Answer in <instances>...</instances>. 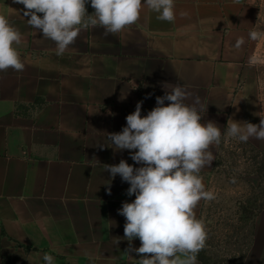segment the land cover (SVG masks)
Returning <instances> with one entry per match:
<instances>
[{"label": "crops", "instance_id": "1", "mask_svg": "<svg viewBox=\"0 0 264 264\" xmlns=\"http://www.w3.org/2000/svg\"><path fill=\"white\" fill-rule=\"evenodd\" d=\"M174 4L172 22L144 5L137 23L117 34L81 28L57 56L55 42L28 25L24 5L0 0V15L22 34L15 47L25 64L0 71V264H45L44 253L53 264H138L140 255L126 251V220L118 214L135 195L105 170L122 159L143 166L131 159L137 150H117L108 139L127 126L138 102L146 116L157 96L180 85L191 93L184 103L199 97L201 123H216L221 135L229 119L259 125L264 118L251 76L256 40L249 37L258 32L261 1ZM249 141L264 152V140ZM209 151L216 158L218 145ZM214 161L199 173L205 190ZM131 245L139 248V238ZM243 264H264V210Z\"/></svg>", "mask_w": 264, "mask_h": 264}, {"label": "clouds", "instance_id": "2", "mask_svg": "<svg viewBox=\"0 0 264 264\" xmlns=\"http://www.w3.org/2000/svg\"><path fill=\"white\" fill-rule=\"evenodd\" d=\"M24 5L27 23L42 30L44 38L56 44V55L61 56L75 42L81 28L101 26L105 34H117L140 18L146 5L157 13V19H175L174 0H90L95 10L89 15L87 0H15ZM42 14V15H40ZM262 33L251 31L249 37L258 39ZM22 42L21 32L0 15V71L9 68L23 71L25 64L15 45ZM243 43L240 39L236 46ZM166 89V84L164 85ZM191 96L180 85L156 97L157 106L141 116L143 101L126 116V127L119 133H108L117 150H137L131 159L142 167L134 168L125 160L117 165H105L115 178L118 174L130 184L127 195H135L131 203L124 202L118 214L125 217L124 239L126 250L140 255L138 264H196L198 253L204 249L208 234L204 222L197 219L195 208L203 199H215L205 190L201 170L215 159L211 145L221 142V129L212 121L201 123L196 105L184 101ZM165 101H169L165 106ZM200 110H203L202 108ZM229 137L247 142L249 138L264 140V118L259 125L229 119ZM104 147V146H100ZM110 183L108 194H111ZM139 238L141 246L133 248L131 241ZM119 244V239H117ZM45 264H53L54 257L44 253Z\"/></svg>", "mask_w": 264, "mask_h": 264}, {"label": "trees", "instance_id": "3", "mask_svg": "<svg viewBox=\"0 0 264 264\" xmlns=\"http://www.w3.org/2000/svg\"><path fill=\"white\" fill-rule=\"evenodd\" d=\"M86 10L89 15L92 14L90 0ZM244 143L253 153L251 158L254 164L251 173L257 178V183H249L252 193L257 195L248 196L246 199H235L234 212L228 216L217 212L220 207L216 200L203 201L198 219L204 222L208 238L204 249L197 255V260L203 264H243L252 247L256 219L264 210V200L260 197L264 194V152L249 140ZM221 164L222 159L218 152L213 170ZM208 191H210L209 182Z\"/></svg>", "mask_w": 264, "mask_h": 264}, {"label": "rangeland", "instance_id": "4", "mask_svg": "<svg viewBox=\"0 0 264 264\" xmlns=\"http://www.w3.org/2000/svg\"><path fill=\"white\" fill-rule=\"evenodd\" d=\"M260 1L262 15L258 32L264 34V0ZM85 6L87 9L88 0ZM251 61L253 65L251 76L257 83L260 98L264 104V35L256 39ZM226 133L221 135V142L218 145L222 164L215 170L212 168L204 175L209 182L210 191L215 194L214 200L219 204L220 209L217 212L228 216L234 212L235 199H246L248 196L257 195L252 193L250 184L257 183V178L251 173L254 161L251 158L253 153L249 147L237 138L229 137ZM260 197L264 200V194H261Z\"/></svg>", "mask_w": 264, "mask_h": 264}]
</instances>
